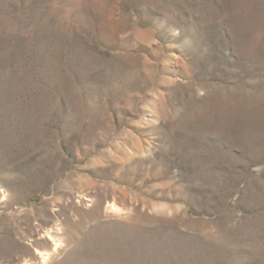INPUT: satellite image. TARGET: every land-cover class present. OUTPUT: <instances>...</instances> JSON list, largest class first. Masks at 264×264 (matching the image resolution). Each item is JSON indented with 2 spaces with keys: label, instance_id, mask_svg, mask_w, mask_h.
Listing matches in <instances>:
<instances>
[{
  "label": "rangeland",
  "instance_id": "1",
  "mask_svg": "<svg viewBox=\"0 0 264 264\" xmlns=\"http://www.w3.org/2000/svg\"><path fill=\"white\" fill-rule=\"evenodd\" d=\"M47 228L51 264H264V0H0V264Z\"/></svg>",
  "mask_w": 264,
  "mask_h": 264
},
{
  "label": "bare ground",
  "instance_id": "2",
  "mask_svg": "<svg viewBox=\"0 0 264 264\" xmlns=\"http://www.w3.org/2000/svg\"><path fill=\"white\" fill-rule=\"evenodd\" d=\"M102 213V216H117L120 215V208L114 202H106ZM58 230V228H47L38 232V236L42 238L44 244L37 239V242L30 245L33 254L30 258L23 259V264H51L60 251L62 240Z\"/></svg>",
  "mask_w": 264,
  "mask_h": 264
}]
</instances>
